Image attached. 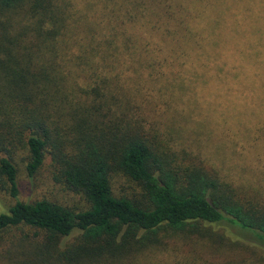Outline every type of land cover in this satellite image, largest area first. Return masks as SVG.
<instances>
[{
	"label": "trees",
	"instance_id": "1",
	"mask_svg": "<svg viewBox=\"0 0 264 264\" xmlns=\"http://www.w3.org/2000/svg\"><path fill=\"white\" fill-rule=\"evenodd\" d=\"M74 2L0 0V264H264V199L193 164L141 108L153 83L249 80L251 60L264 85V0ZM175 56L188 78L162 72ZM46 160L86 208L19 200L18 163L33 178ZM115 172L141 199L114 194ZM19 229L33 234L6 240Z\"/></svg>",
	"mask_w": 264,
	"mask_h": 264
},
{
	"label": "rangeland",
	"instance_id": "2",
	"mask_svg": "<svg viewBox=\"0 0 264 264\" xmlns=\"http://www.w3.org/2000/svg\"><path fill=\"white\" fill-rule=\"evenodd\" d=\"M69 1L75 4L76 0ZM215 59L212 57L211 61ZM169 61L170 65L164 63L162 68L166 76L180 70L182 76L188 78L183 73L186 67L178 65L185 62L188 66L192 58L175 56ZM194 62L193 66L204 73L202 60ZM256 63V60H251L249 80L242 75L238 80L225 82L213 72L209 74L207 69L208 76L195 80L189 86L169 79L163 86H160L161 82L153 83L156 90L146 92L145 101L141 96L144 105L141 108L147 115L148 123H155L162 137L173 141L170 143L173 149H184L193 164L198 162L195 158L204 159L207 164L204 166L209 168V172L216 171L233 184H244L251 188V195L264 199V85L263 81L253 76ZM208 64L209 61L205 66L209 67ZM156 72L158 67L153 73ZM161 115L163 120L159 118ZM179 159H184V156L179 155ZM18 164L20 201L45 199L72 209L86 208L81 194L53 179V167L49 161L46 160L33 178L27 177L22 162ZM111 181L115 195L138 196L141 199L139 188L126 177L115 172L111 174ZM11 204V199L0 186V213L6 212ZM214 229L227 235L241 236L239 231L226 223ZM11 232L5 236L6 240L14 241L23 234H33L27 229ZM261 247L258 254L262 259L264 245ZM260 264H263L262 260Z\"/></svg>",
	"mask_w": 264,
	"mask_h": 264
}]
</instances>
